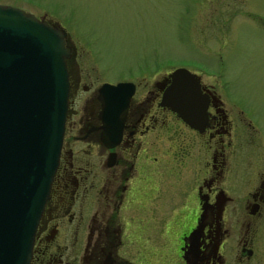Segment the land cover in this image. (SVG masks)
Here are the masks:
<instances>
[{"label":"flooded vegetation","instance_id":"1","mask_svg":"<svg viewBox=\"0 0 264 264\" xmlns=\"http://www.w3.org/2000/svg\"><path fill=\"white\" fill-rule=\"evenodd\" d=\"M39 16L66 31L68 96L28 264H264V111L221 72L188 68L201 106L190 125L164 100L176 66L143 59L101 78L90 49ZM119 81L124 106L99 90Z\"/></svg>","mask_w":264,"mask_h":264},{"label":"water","instance_id":"2","mask_svg":"<svg viewBox=\"0 0 264 264\" xmlns=\"http://www.w3.org/2000/svg\"><path fill=\"white\" fill-rule=\"evenodd\" d=\"M65 35L30 12L0 3V264H28L57 164L68 95ZM169 74L165 102L197 125L194 73L176 67ZM128 84L104 82L99 90L122 96L124 106Z\"/></svg>","mask_w":264,"mask_h":264},{"label":"rangeland","instance_id":"3","mask_svg":"<svg viewBox=\"0 0 264 264\" xmlns=\"http://www.w3.org/2000/svg\"><path fill=\"white\" fill-rule=\"evenodd\" d=\"M0 3L57 19L90 49L101 78L136 72L137 63L150 58L158 74L178 65L221 72L230 93L264 111V0Z\"/></svg>","mask_w":264,"mask_h":264}]
</instances>
